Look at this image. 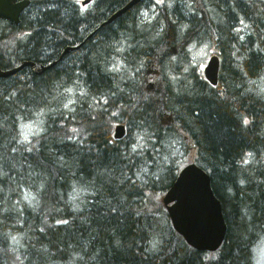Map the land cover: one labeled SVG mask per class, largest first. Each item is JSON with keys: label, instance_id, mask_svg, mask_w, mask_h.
I'll use <instances>...</instances> for the list:
<instances>
[{"label": "trees", "instance_id": "16d2710c", "mask_svg": "<svg viewBox=\"0 0 264 264\" xmlns=\"http://www.w3.org/2000/svg\"><path fill=\"white\" fill-rule=\"evenodd\" d=\"M29 1L17 24L0 19V70L27 62L0 75V264H254L264 0H141L108 23L128 0ZM201 44L219 56L216 85L191 57ZM192 161L226 223L212 252L189 246L158 200Z\"/></svg>", "mask_w": 264, "mask_h": 264}, {"label": "water", "instance_id": "95a60500", "mask_svg": "<svg viewBox=\"0 0 264 264\" xmlns=\"http://www.w3.org/2000/svg\"><path fill=\"white\" fill-rule=\"evenodd\" d=\"M26 4L27 0H0V17L17 23L19 12ZM130 6L131 0L118 9L114 16L122 14ZM28 63L34 67L33 62ZM25 64L27 62L9 69L6 74ZM219 66V56L209 55L203 74L211 85L217 84ZM6 74L0 70V75ZM124 133L123 124H117L114 138H121ZM161 202L172 228L189 246L198 251L210 252L221 246L226 233L221 202L213 191L210 175L196 162H189L180 169L174 182L163 193Z\"/></svg>", "mask_w": 264, "mask_h": 264}, {"label": "rangeland", "instance_id": "374dc122", "mask_svg": "<svg viewBox=\"0 0 264 264\" xmlns=\"http://www.w3.org/2000/svg\"><path fill=\"white\" fill-rule=\"evenodd\" d=\"M167 3H169V5H170L171 0H165V1L162 2V4H167ZM90 5H91V3L87 4V6H90ZM146 9L147 10L145 11L144 15H150L152 13L155 16L157 7H155L152 4H149L148 6H146ZM241 29H243V28L240 26V30ZM193 46H194V49L192 51V54H191L192 56L191 57H192V59L195 62V66L199 67V69L202 70L203 67L205 66L206 62H207V59L209 58V55H211L210 54L211 53V49L209 48L208 45H204V44H201L199 46H195V45H193ZM33 69H36V66H34ZM167 70H169V67L167 68ZM166 76H168V74H165V77ZM257 84L259 86V89H261V92H264V77H261L260 79H258L257 80ZM148 85H149V80L146 83L145 87H147ZM145 89L147 91H150V87L149 88H145ZM39 122H40V120L37 119L36 122H31V121L24 122V123H22V126H21V123H20L21 131H22V134H23L22 137L23 138H25V137L29 138L28 136L31 135L32 133H38L37 131L42 129V125ZM121 123L122 122H120V123L119 122H114L113 131L115 130V127L117 126V124H121ZM124 135H125V133L122 136H124ZM164 139H167V138H164ZM138 142L141 145L143 144L142 141H138ZM132 147H133V145H131L129 147L130 151H132ZM188 157L191 158V156L189 154H188ZM163 184L164 183L160 182V183H157L156 185L160 186V185H163ZM76 191L77 192H74V194L78 193L80 191V188L76 187ZM80 196H81V193H78L75 197H80ZM161 197H162V195H161ZM161 197L158 198V200L161 201ZM67 264H77V263L75 261H71L70 263H67ZM254 264H264V232L262 234H260V236L258 238V241L256 243V246L254 248Z\"/></svg>", "mask_w": 264, "mask_h": 264}, {"label": "snow or ice", "instance_id": "6c2138e0", "mask_svg": "<svg viewBox=\"0 0 264 264\" xmlns=\"http://www.w3.org/2000/svg\"><path fill=\"white\" fill-rule=\"evenodd\" d=\"M158 2H162V0H158ZM244 122H245L246 124L248 123L247 120H245ZM75 131H76V130L73 129V132H75ZM68 138H69V139H72L73 137H68ZM25 139H27V137H25ZM135 147H136V146H134V150H135ZM13 151H16V149H13ZM27 151L31 152V151H32V148H28ZM143 171H144V172H147V169H144ZM139 175H140V174L137 173V177H138V178H139ZM241 183L243 184L244 181L241 180ZM118 211H119V206H110V212H112V213H117ZM57 223H58V224H67L68 221H67V220H58ZM115 243H116V246H117V247L120 246V241H119L118 239L115 241ZM156 246H157V242L154 240V241H153V244H152L153 249H155Z\"/></svg>", "mask_w": 264, "mask_h": 264}, {"label": "bare ground", "instance_id": "6f19581e", "mask_svg": "<svg viewBox=\"0 0 264 264\" xmlns=\"http://www.w3.org/2000/svg\"><path fill=\"white\" fill-rule=\"evenodd\" d=\"M132 1V5H135V4H137L138 2H140L141 0H131ZM23 10H21L20 12H19V15H18V17H20V14H21V12H22ZM115 13V12H114ZM114 13H112V15L105 21V22H103V23H108V22H110V21H112L116 16H114ZM190 66V65H189ZM205 67V66H204ZM203 67V68H204ZM202 72H203V69H202ZM204 75V74H203ZM205 78V77H204ZM39 114V113H38ZM123 128H124V132H125V127H124V125H123ZM23 129V128H22ZM77 192V191H76ZM83 192V191H82ZM252 259V258H251ZM74 261V260H73Z\"/></svg>", "mask_w": 264, "mask_h": 264}]
</instances>
